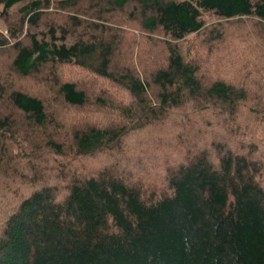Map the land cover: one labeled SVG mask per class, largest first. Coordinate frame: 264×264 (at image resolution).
<instances>
[{
  "label": "trees",
  "instance_id": "1",
  "mask_svg": "<svg viewBox=\"0 0 264 264\" xmlns=\"http://www.w3.org/2000/svg\"><path fill=\"white\" fill-rule=\"evenodd\" d=\"M126 9L144 41L111 27ZM12 10L9 39L0 35V165L23 129L9 108L58 133L52 93L55 104L85 105L65 68L106 81L120 99L101 105L121 123L74 129L68 146L43 135L73 160L117 157L89 173L48 167L59 169L53 183L34 171L25 188L5 189L0 264H264V0H0L1 18ZM16 76L40 87H15ZM158 123L170 140L119 165L126 132ZM32 147L22 156L38 166Z\"/></svg>",
  "mask_w": 264,
  "mask_h": 264
},
{
  "label": "rangeland",
  "instance_id": "2",
  "mask_svg": "<svg viewBox=\"0 0 264 264\" xmlns=\"http://www.w3.org/2000/svg\"><path fill=\"white\" fill-rule=\"evenodd\" d=\"M15 12L16 10H12L11 13L13 14L8 19H3L0 17V35L6 39H9V26L14 24L17 19ZM124 12L125 13H118L114 18H111V27H113L116 32L124 34L125 37H127L128 39H140L141 41H144L145 38H143L142 36H145L148 33L143 32L138 23L135 20L130 19V9H126V11ZM204 19L207 25L206 27H210L212 23L209 24V21H211L212 19H209L207 16H205ZM230 25L233 26H231L228 30L232 31V33H234V30L239 31L241 28H243L244 30V23L242 24L241 22H232ZM26 28L27 26L24 24L23 30H25ZM152 35L155 37L160 36L158 33H153ZM193 36L194 35H189L187 36V39L191 40ZM230 40L232 41V39ZM182 44L184 46V42ZM133 49L136 48L133 47ZM205 50L203 51V54H205ZM215 50L218 49L215 48ZM123 51L124 49L122 47V49H120V52L117 53L116 59L122 60L121 53L123 54ZM4 57L5 56L3 54L0 55V64L6 59H4ZM5 63L7 65V60ZM4 68H7V66L4 65ZM62 73L63 75L68 74L69 79L75 80L80 85V87L84 88L87 92L88 99L84 106L72 107L59 102H57L56 104L53 103L52 93V95L50 96L52 100L50 112L52 111V113L54 114L53 119L54 117H58L60 119L59 123L62 125V129L58 130V133H56V129L53 128V125L47 126L45 130L40 131V129L36 126H29V124H24L23 118H21V114L17 112H12V108H9L8 105L6 107L10 109L8 110V112L12 113L13 117L15 118V121L17 122V130L21 126H23V129L21 130V136L18 140L11 139L8 140L6 143V148L9 151L7 161L0 165L1 205L7 203L8 201H11V199L13 198V194L7 192L3 200H1V194L5 193V189L9 188L10 190H14L16 188L20 189L21 187L22 189L25 188L26 185L23 186V182H25V180L29 178L34 171H36L37 173L43 171L44 176H40L42 178L41 180H45L51 184L53 183L54 178L57 175L59 176V169L58 171L44 170L48 167L58 166L59 168H64V170L68 168V171L78 170L80 172L89 173V171H93L98 168L100 169L104 166L109 165L111 160L114 159V157H117L114 154L110 156H105L107 154L106 152H104L102 153L103 155L100 156L97 154L96 156H93L91 158L73 160L68 155L63 156L55 154L52 150H49L46 145L41 144L43 143L42 139L45 133H48L51 136H55L53 138L57 142L68 146L71 143V133L74 129L83 128L85 126H109L117 124L118 122L121 123L119 118L117 117V113L115 112V110H109L107 109V105H101V101L103 98L109 99L114 97L115 101H117V99H120L119 97H117V95H113L112 97L109 96V91H111L112 87L106 81L94 77L93 75L87 72L80 73L74 67L65 68L62 70ZM5 75L2 74V76ZM208 76L209 75H207V77ZM12 80L14 82L15 87L23 86L24 88H28L30 90H32L33 88L38 89L40 87L31 78L23 79L16 76ZM103 89H105L106 91L103 92ZM52 108L54 110H52ZM163 119L164 120L161 122L165 125H169V123H171L173 120L175 121L174 117L169 118V116H166V118ZM200 122L201 120L196 118L195 125L198 127L200 125ZM160 124L161 123L155 124V126L148 125L142 130L132 129V131L129 130L128 132H126V135L124 136L122 142L117 145V150L120 154H122L121 160H119L117 163H119V165L125 164V162H123L124 160H126L123 158L125 157L124 153H126V155H130L131 153L142 154L140 152L144 151L143 149H146L147 146H149V144H147L149 142L156 141L157 139L159 141L170 140L168 138V135H165L162 129L163 127H165V125L161 126L162 124ZM179 132L181 133V130ZM32 136L34 138H32ZM32 144H35L36 146L38 145L39 150H36V152H38L36 153V155L42 156L39 160H37L39 162H34L38 163V166H36V164H30L33 162L29 161L28 158L24 159L22 156L24 153H26L28 156L30 153L35 151L30 150L31 148H34L32 147ZM39 144L42 146H39ZM118 151L115 150L116 153ZM152 166V172L154 173L151 175V178L155 175V173H160L159 167H156L154 163ZM15 172L17 173L15 176H13L12 173ZM148 177L149 175H142V180H148ZM157 181L161 182V179L157 178Z\"/></svg>",
  "mask_w": 264,
  "mask_h": 264
}]
</instances>
